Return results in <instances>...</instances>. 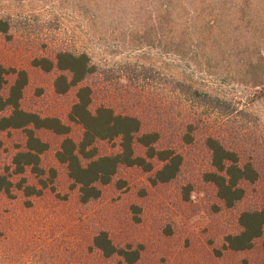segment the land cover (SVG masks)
I'll list each match as a JSON object with an SVG mask.
<instances>
[{
    "label": "rangeland",
    "instance_id": "374dc122",
    "mask_svg": "<svg viewBox=\"0 0 264 264\" xmlns=\"http://www.w3.org/2000/svg\"><path fill=\"white\" fill-rule=\"evenodd\" d=\"M0 21V66L9 71L0 93L15 78L10 71H25L23 111L60 120L78 143L81 127L67 118L76 88L55 94L57 73L32 62L86 54L94 71L81 85L91 90L90 110L136 118L143 133L158 134V149L182 158L176 178L155 186L153 173L120 167L82 205L54 158L63 137L36 132L49 146L42 174L11 175L14 187L0 194V264H120L93 248L99 232L138 249L135 264H264V236L249 251L223 248L239 231V214L264 205V0H0ZM208 136L259 173L230 210L204 180ZM24 142L21 131L0 132V175L11 173ZM95 148L99 156L118 150L117 141ZM135 153L143 156L137 146ZM20 179L34 192L19 189Z\"/></svg>",
    "mask_w": 264,
    "mask_h": 264
},
{
    "label": "trees",
    "instance_id": "16d2710c",
    "mask_svg": "<svg viewBox=\"0 0 264 264\" xmlns=\"http://www.w3.org/2000/svg\"><path fill=\"white\" fill-rule=\"evenodd\" d=\"M7 30L0 21V32ZM32 65L45 73L54 70L57 75L53 82L55 94L64 95L76 88L75 102L68 113V121L81 127L82 135L78 143L67 136L70 128L56 118H42L35 113L25 112L20 107V100L27 85L25 71H10L13 82L0 93V132L21 131L25 142L22 150L11 159V173L0 175V194L8 195L14 187L10 176H22L26 169L35 175L42 174L40 157L48 149L46 142L37 137L36 132L44 131L63 137L55 160L65 166L68 179L78 189V200L85 205L97 200L101 188L109 185L120 167H137L146 173H153L152 186L173 181L179 173L182 158L170 149H158L157 133H143L141 123L134 117L117 115L111 109L100 106L90 110L91 90L82 86L94 69L86 54L74 55L59 52L54 61L36 59ZM9 71L0 66V90L6 86ZM81 85V86H80ZM117 141L118 150L109 156H99L96 142ZM186 143H191L190 138ZM135 146L143 150V156L135 153ZM205 146L209 152L211 171L204 175V180L215 189L217 199L225 209H233L245 196V185L259 179V173L250 162L242 161L239 154L226 148L219 139L208 136ZM152 161L160 164L154 170ZM24 180H19V189L33 193V188L23 187ZM264 203V197H263ZM238 233L224 238L223 248L231 252H245L252 249L254 243L264 236V205L258 210H246L237 218ZM93 248L104 259L113 257L120 264H135L140 257L138 249L116 247L107 233L99 232L92 239ZM264 252V241L262 242Z\"/></svg>",
    "mask_w": 264,
    "mask_h": 264
}]
</instances>
